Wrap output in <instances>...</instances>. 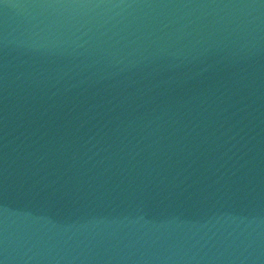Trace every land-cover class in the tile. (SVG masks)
Segmentation results:
<instances>
[{
  "label": "water",
  "instance_id": "1",
  "mask_svg": "<svg viewBox=\"0 0 264 264\" xmlns=\"http://www.w3.org/2000/svg\"><path fill=\"white\" fill-rule=\"evenodd\" d=\"M0 264H264V0H0Z\"/></svg>",
  "mask_w": 264,
  "mask_h": 264
}]
</instances>
